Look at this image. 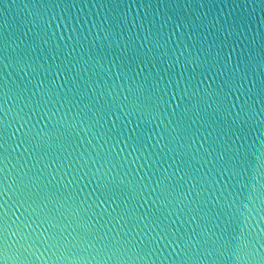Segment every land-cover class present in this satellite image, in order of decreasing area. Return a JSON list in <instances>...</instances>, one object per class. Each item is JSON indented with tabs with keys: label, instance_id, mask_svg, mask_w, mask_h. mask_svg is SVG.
Wrapping results in <instances>:
<instances>
[{
	"label": "water",
	"instance_id": "obj_1",
	"mask_svg": "<svg viewBox=\"0 0 264 264\" xmlns=\"http://www.w3.org/2000/svg\"><path fill=\"white\" fill-rule=\"evenodd\" d=\"M262 83L264 0H0L10 223L47 197L97 237L87 264H233L215 246L264 232V128L241 109Z\"/></svg>",
	"mask_w": 264,
	"mask_h": 264
},
{
	"label": "snow or ice",
	"instance_id": "obj_2",
	"mask_svg": "<svg viewBox=\"0 0 264 264\" xmlns=\"http://www.w3.org/2000/svg\"><path fill=\"white\" fill-rule=\"evenodd\" d=\"M253 95L255 99L248 102L246 98L241 109H246L248 118L264 128V83ZM87 166L83 165V167ZM3 194L0 192V195ZM45 201H41L39 205V214L33 212L35 219L26 218L16 223L14 228L10 223L11 217L8 216L10 208L6 207V202L0 203V209H2L0 210V264H7L9 260L13 261V264H32L33 259H38L37 253H40L41 256H44L45 253L58 254L57 258L60 260L87 264L83 254H88L87 259L92 260L100 255L101 249H95L94 246L97 237L92 234L91 230L82 229L76 236H72L70 232L65 235L67 228H62L54 223L56 218L49 214ZM78 211L75 209L72 214L76 215ZM36 220H40V223L36 228H33L32 224ZM44 225H48V227L45 228ZM38 229H43V233L47 234H42ZM12 236H15V239H11ZM41 248H43V252L40 251ZM90 249L94 251L90 252ZM214 250L225 261H233V264H264V232L249 231L244 233L240 231V228H237L230 237L220 241ZM108 251L111 252V255L108 256L109 259L112 256L124 259L128 252L126 248L121 249L115 246ZM105 254L107 255V253Z\"/></svg>",
	"mask_w": 264,
	"mask_h": 264
}]
</instances>
